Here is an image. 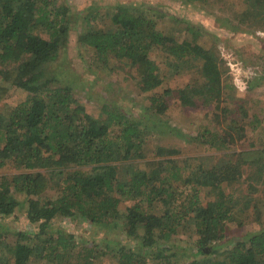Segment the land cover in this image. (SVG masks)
Masks as SVG:
<instances>
[{"label":"trees","instance_id":"obj_1","mask_svg":"<svg viewBox=\"0 0 264 264\" xmlns=\"http://www.w3.org/2000/svg\"><path fill=\"white\" fill-rule=\"evenodd\" d=\"M199 3L223 5L239 29L264 32V0ZM141 5L143 11L116 4L107 17L95 5L74 12L65 0H0V169H9L0 173V264H264V105L258 116L247 95L255 80L246 79L240 91L246 95L225 101V92L236 88L208 38L218 40L214 34ZM74 28L78 45L90 53L86 69L118 68L145 95L140 116L131 106L109 103L105 93L98 115L81 107L74 89L84 77L65 66L67 59L53 66ZM18 88L27 93L24 101L3 102ZM175 105L212 107L206 110L211 125L196 135L167 126L163 136L205 150L245 140L249 148L179 159L173 142L152 144L150 130ZM241 181L248 196L261 190V202L235 195ZM202 189L215 196L203 201ZM22 209L30 231L17 227ZM242 215L259 229L228 235L231 224L243 225ZM58 216L106 233L80 245L74 233L53 227ZM180 243L192 246L191 257L181 259Z\"/></svg>","mask_w":264,"mask_h":264},{"label":"rangeland","instance_id":"obj_2","mask_svg":"<svg viewBox=\"0 0 264 264\" xmlns=\"http://www.w3.org/2000/svg\"><path fill=\"white\" fill-rule=\"evenodd\" d=\"M74 12L80 13L86 11L88 6H98V11L102 15L107 17L113 13L116 8V4L124 5H134L136 7L142 6L141 4H149L159 8L160 10L168 11L184 19H188L194 23L200 24L203 29H207L210 33L218 40H214L212 37H208L209 40H213L218 51L220 52V57L225 61L227 69V74L231 77L228 82H231L232 85L236 88L235 93L230 94L225 92L224 96L226 97L225 101L233 102L235 96L246 95L244 92L245 87L247 86V80L254 78V87L249 91L247 95L251 97V102L253 111H256L258 116L263 114L260 111V107L264 105V32L254 31L247 33L240 29L227 18V12L229 9L223 5H219L216 8H210L208 6H200L198 0L193 1L192 3L185 2L184 0H65ZM202 5V4H201ZM223 6V7H222ZM213 9V10H212ZM221 9V10H220ZM140 10L143 11V8L140 7ZM216 12L220 18H217ZM230 14V13H229ZM79 25V24H77ZM81 27V26H80ZM78 30L75 28L72 29L69 33V39L66 46V49L59 53V57L53 64L54 68L61 67L65 62V59L69 60V65L66 67L73 69L75 73L81 74L84 79L77 80L81 81L78 87L74 89L75 94L78 95L80 104L82 108H85L88 113L94 114L97 111V107L101 99L99 96L105 93L107 101L111 104L131 106V112L134 113L135 117L140 116L139 108L143 105H146L144 94L138 92L133 81L126 79L124 73L116 68L114 71H110L107 68H100L98 66H89V55L90 53L84 48L80 47L77 42ZM204 37V35H202ZM202 41V40H201ZM204 43V41H202ZM66 63V62H65ZM53 68V67H52ZM254 73L258 74L255 75ZM61 77H65L64 75ZM70 78L73 76H69ZM177 83V81H172ZM245 85V86H244ZM230 89V88H229ZM228 89V90H229ZM132 91V92H131ZM131 92V93H129ZM10 93V92H9ZM27 93L21 89H16L11 91L7 95L3 102H6L9 105H16L17 103L24 101L27 97ZM209 111L212 107L207 108ZM207 109L205 110H194L190 108H181L180 106H171L166 113L164 118H161L158 127L151 129L150 133L152 135L151 143L152 144H166L165 141L173 142L176 147L179 148L180 154L176 156L177 158H185L186 156L194 157L197 153L202 155H211L213 153L216 158L220 157V154L224 152H229L232 150H243L249 148L248 141H240L234 147L230 149L222 150H205L203 146L199 148H194V144H189L178 137H165L160 132L163 128L167 129L169 126H172L176 134L181 135V133H188L191 135H196L197 132L201 131L205 127H209L210 119L207 115ZM98 115V113L96 112ZM151 112L146 114L149 116ZM138 118V117H137ZM250 118L253 119V115H250ZM145 119V117H144ZM254 120V119H253ZM167 122V123H165ZM169 123V124H168ZM171 124V125H170ZM178 130V131H176ZM253 135L256 137L259 135V132L254 130L252 131ZM262 133V132H261ZM181 148V149H180ZM187 148V149H186ZM189 148V149H188ZM187 152H185V150ZM190 150V151H189ZM151 157V156H149ZM208 162V161H207ZM190 165H195L190 163ZM14 170V169H13ZM10 169V171H13ZM8 167L0 169L1 172H8ZM189 172H186L188 174ZM236 196L240 199H244L249 203L258 201L261 202L263 199V194L261 190L255 191L252 195L248 196V184L244 182H239L235 184ZM227 189H230L228 187ZM22 196V195H21ZM201 199L205 201L206 199H211L215 196L214 193L206 194V189H202L200 193ZM244 202H242L243 204ZM131 204V201H127L120 205V208L123 210L126 205ZM252 208V206H250ZM19 221L17 222V227L19 229H24V231H30L33 227L27 222L26 215L24 210L19 211ZM254 213L249 211L248 215L252 216ZM239 217H241L239 215ZM264 222V215H263ZM80 220V221H79ZM241 220L243 225L241 227L231 224L229 230L227 231L228 235L238 236L245 235L248 232L259 229V225L254 224V218L242 215ZM53 227L55 229H63L65 233H74L76 235L77 241L81 244H84L86 240L95 238L96 241H100L104 237L105 230L89 227L88 223L79 218H61L55 217L52 220ZM93 229V230H92ZM189 230L186 234L189 236ZM109 238L112 244L116 241L114 232H110ZM91 235V237H90ZM191 239V238H190ZM184 245V246H183ZM178 249L184 250L186 253L182 252V260L191 257L193 248L189 243H180L178 244ZM108 257V255H107Z\"/></svg>","mask_w":264,"mask_h":264},{"label":"clouds","instance_id":"obj_3","mask_svg":"<svg viewBox=\"0 0 264 264\" xmlns=\"http://www.w3.org/2000/svg\"><path fill=\"white\" fill-rule=\"evenodd\" d=\"M245 86V85H244Z\"/></svg>","mask_w":264,"mask_h":264}]
</instances>
